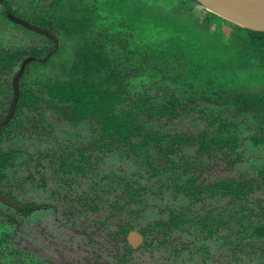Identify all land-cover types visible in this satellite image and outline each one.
Returning a JSON list of instances; mask_svg holds the SVG:
<instances>
[{
    "label": "rangeland",
    "instance_id": "rangeland-1",
    "mask_svg": "<svg viewBox=\"0 0 264 264\" xmlns=\"http://www.w3.org/2000/svg\"><path fill=\"white\" fill-rule=\"evenodd\" d=\"M0 1V12L6 6L31 22L47 24L62 49L46 68L28 66L21 89L37 93L41 100L20 108L0 141V153L9 156L3 170L5 190L38 208L25 215L0 205V264H57L59 256L64 264H77L76 256H86L90 263L99 257L120 215L128 214L138 229L171 210L205 215L219 205L217 198L188 199L177 191L179 186H189L192 175L196 184L248 176L264 164V143L253 145L264 136V52L236 42L230 35L232 21L194 0ZM85 45L107 57L108 70L126 75L129 97L141 95L149 105L170 104L178 115L160 125L149 123L151 131L159 129L172 138L162 141L160 159L144 149L103 151L104 140H98L90 120L71 123L47 107L49 84L68 80L71 72L78 77L81 58L88 53ZM53 48L44 36L0 17V51L17 53L22 60L35 50L44 57ZM10 80L11 75L0 76L5 88L0 90V117L8 104ZM219 130V143L230 135L237 138L235 153L204 156L205 170L196 161V145L174 140ZM171 146L175 152H168ZM22 163L24 181L18 184ZM109 183L110 200L122 208L114 210L112 219L106 218L105 205L97 211L83 205L77 213L78 197L106 199ZM253 197L264 202V187ZM156 254L144 252L145 264H169L158 261Z\"/></svg>",
    "mask_w": 264,
    "mask_h": 264
},
{
    "label": "flooded vegetation",
    "instance_id": "flooded-vegetation-1",
    "mask_svg": "<svg viewBox=\"0 0 264 264\" xmlns=\"http://www.w3.org/2000/svg\"><path fill=\"white\" fill-rule=\"evenodd\" d=\"M0 5H1V1H0ZM4 7H6V6H4ZM3 8H2V11H3ZM6 8H9V7H6ZM11 10H13V9H11ZM13 12L14 13H11L8 10H6V12H5L6 17L8 18V14H11L17 18H20V19L27 21L28 23H30L36 27H39L41 29H44V30L50 32L56 38L57 43H55L51 38H49L43 34L33 32V31L26 29L25 27H23L17 23L12 22L8 18L9 21L13 24V26L15 25V27H21V28L28 30L30 32L44 36L48 41H50L53 44L54 48H53V50H51V52H49L44 57H41L40 54L37 57L31 54L30 56H27V57L23 58L22 60H19L18 61L19 64L18 63L16 64L18 66H17L15 72L13 69V71L11 73H9V75H11V80L9 82V88H8V91L10 92V96H9L8 104H7L6 109H5V114H3L0 117V120L6 116L8 109H9V106H10V103H11L12 79H13L14 75L18 72L20 65L24 59H26L28 57L35 58V60L29 61L25 65L24 71L19 78V81H18V89H19L18 100H17V103H16L12 117L0 129V141H2L4 139L5 134H6V130L13 123L15 118L17 117L18 110L22 107H30L32 105H35V104L39 103V101L41 100V97H39V95L37 93L32 92V91H30V92L37 95L36 98H30L28 103H26V104H24L25 102L21 101V99H20V93L22 91L23 92L29 91V90H22L21 89L22 76L24 75L25 71L28 69V66L31 63H34V65H35L36 63L44 62L50 56L56 55L58 52H61V50H62L61 47L58 50L59 38L49 28L42 27V26L36 24L35 22L29 21L19 12H16L14 10H13ZM232 26L233 25L231 24L230 25V28H231L230 35H232ZM3 51H7V50H3ZM15 66H14V68H15ZM106 68L107 69H104V70L107 71L109 69V66H107ZM122 75L124 77L123 84L125 85L126 75L123 74V72H122ZM0 76L4 77L7 75H1L0 74ZM54 83H58V82H54ZM54 83H51V84H54ZM125 87H126V85H125ZM46 93H47V90H46ZM47 97L48 98L45 100L47 107L52 109L54 113L61 115L62 119L67 120L68 122H71V123H75V124H79V123H82L84 121L90 120L92 122V124H94L97 127V130L99 133L98 140L100 142H101V140H104V143L102 144V147H103L102 150L103 151H111V150H115L118 148H125L126 152L135 153L138 149H144L148 154L150 152H153L152 157H155V158L160 159V157L163 155L162 154L164 151V149L162 148L163 143H162V145H158L156 143H150L147 146L139 147L137 150H135V152L130 151L128 146L125 144H122V143L110 146L109 145V139L107 137L101 135L99 125L97 123H95L96 121L91 116H87L84 119L75 120V118L72 115V112L68 108L69 104H63L60 106H59V104H57L60 107V109L63 111V112H57L50 105L51 99L49 98L48 94H47ZM128 97H129V93H128ZM140 97H143V96L139 95L137 98H140ZM129 98L132 101H134L136 99V98H131V97H129ZM20 101H21V103H20ZM53 101H56V100H53ZM53 103L56 105L55 102H53ZM164 104H167V103H164ZM152 105H158V104H152ZM168 106L170 109V104ZM121 107L122 106H120L119 109ZM170 110L172 112H174V110H172V109H170ZM173 114H174V117L178 116L177 114H175V112ZM172 117H173V115H170L169 117L167 116V117L161 118V121L163 119H170ZM151 120L154 121V119L152 118V119H149L148 122L146 123L149 131L151 130V125L149 124ZM158 124L159 125L163 124V122H160ZM222 128H225L226 131L228 129L226 124H223ZM158 132L160 133L161 136H165V138L172 139L169 136V134H162L159 129H158ZM206 133L207 132L204 131L203 134L198 135V136H202V137L205 136L206 139H209L210 136L215 137V139H217V144H215V146H217V148H218L217 151L215 150L214 145H212L210 147V149H207L206 151H198V145L197 144L190 143V142L187 143L186 141L184 142V144H191L190 146L196 145L195 146L196 147V153H197L196 161H200L199 164L203 165L204 170L207 169L206 167H208V166H206L205 163H203V157L204 156H206V157L214 156L216 158L219 156L220 157L221 156L226 157L227 155H225V154L222 155L220 152L225 151L228 147V145H224L223 143H219L220 130L215 132L212 135H209ZM198 136H196V137H198ZM230 136H233L235 138V148H236L237 147V145H236L237 138L234 135H230ZM187 137H189V136H187ZM136 141H139V139H137ZM132 142H134V141H132ZM262 143H264V136H262L258 140H255V139L253 140V145H259ZM220 145H223L226 148H222ZM168 152H175V150H173V147L171 146V148H169ZM168 152H166V153H168ZM234 153H235V149H234V152H232L230 154V156H232ZM54 155H55V153L51 154L52 157H54ZM8 157L9 156L7 154L4 155V154L0 153V158H2V167L0 168V194L6 196L10 201L15 203L20 209H17V208H14L12 206H9L7 204H4L1 201H0V205L6 209H10V210L15 211L17 213H22L25 215L31 214L38 209L37 206H34L33 204L24 205L20 201H18L11 194V192L5 190V184L3 183V178H4L3 170L5 168V163L8 161ZM196 161L194 163L192 162L190 164L189 170L192 169V167H195ZM22 165H23V163L20 164L17 168L19 170V172H18L19 176L17 178L18 184H21L24 181L22 179V176H21V175H23V171H24V168L22 167ZM61 167H62V165L59 166V168H61ZM166 167H167V164L165 166V163H164V165H162V169L164 170ZM262 167H264V164H262V166L260 168H258V170H256L257 172L254 171L251 175H248V176L239 174L236 177L216 180V181L209 183V184H205L204 182H200V183L196 184L197 181H195L194 175H192L193 181L188 182L189 186H187V184H185L183 186H179V189L177 191L183 197H188V199L198 197L200 201L202 199L204 200L207 198L215 197V198H217V202L219 203V205L216 206L215 209L208 210V212L205 215L203 213H201L200 215H195V213L192 212L189 216L186 215L184 212L175 213L173 210H171V211L167 212V214H166V216H164V218L154 221L150 226H148L144 229H138L135 225H133V223H131V221H130V216H128V214L124 215V216L120 215L121 217H119V219L115 223L114 230L108 233V240L101 247V249H100L101 253H100L99 257L94 258V260L89 263L88 258L86 256H80V257L76 256L77 264H145L146 263V257L144 256V252H156L157 253L156 259L158 261H160L161 263L167 262L169 264H190V263L191 264H264V262H261L259 259H257L262 254V252L259 250L253 249V247L255 248L258 245H262L263 240H257V239L251 240L250 239L251 237L248 236V233L245 235L242 234V236L238 237L237 232L239 230H241V227L235 223V219L240 218L242 213L241 214H235V212L237 210V206L234 203H230L231 198L229 195L228 196H221L220 191L217 189H214L213 191H211V186L214 185L215 183L220 182V181H228V183H231V182H239L241 180H244V181L250 180L251 184H252V190L246 196L247 201L249 199V202H247V204L251 206V205H254L255 203H257L259 206L264 208V202L260 199L253 197L255 190L261 189L264 187V174H262L261 176L258 175L260 170L262 169ZM156 170H158L157 167H156ZM109 185L110 186H108V184H106V187H105L106 188L105 193H106V195H108L106 197V199H104V198L98 199V196H96V195L92 196V197H78L77 198V204H76V209L78 210L77 213L80 212V208L83 205H88V208L92 211H97L100 208V206L105 205V210H107L106 218L112 219L114 216V210L116 213V211H118L122 208H119L118 201L110 200V196H109L110 192L109 191L111 190L112 186L110 183H109ZM200 186H202V189H200ZM192 187L196 188L195 190L192 191V193H194L193 195L189 193V191L191 190ZM127 191H128V193H130L132 195L133 192H130V188L127 187ZM132 198H133L132 196H128L127 199L130 200ZM244 213H247V211H244ZM124 214H126V213H124ZM221 215L225 218V221H229V226H224V230H222V231L220 229V226L217 225V222H218L219 218L221 217ZM234 216H236V217H234ZM244 221L241 220V222H244ZM20 235H21V232H19V234L16 237H20ZM76 238H77V236H76ZM85 239L86 238H84V240ZM238 241H240V242H238ZM209 244L216 245L217 248L209 247ZM237 247H240L241 252H238L236 250ZM76 254L77 253H75L73 255L74 260H75ZM56 255L59 256L57 252H56ZM184 256H187L186 261H183ZM58 258H60V259H59V263H57V264H64L65 263V259L63 257L59 256ZM73 263H75V261Z\"/></svg>",
    "mask_w": 264,
    "mask_h": 264
},
{
    "label": "trees",
    "instance_id": "trees-1",
    "mask_svg": "<svg viewBox=\"0 0 264 264\" xmlns=\"http://www.w3.org/2000/svg\"><path fill=\"white\" fill-rule=\"evenodd\" d=\"M6 10L14 13L10 8L4 7L3 11L0 12V17L5 23L13 25L6 17ZM39 25L47 27V24L39 23ZM232 37L242 45H249L251 48L264 52V32L251 31L233 25ZM85 47L88 53L81 58V69H78L75 73L78 77H75L74 73L71 72L68 80L50 84L47 87V94L51 99L50 105L57 112H63L59 106L69 104L68 108L75 120L91 116L96 121L95 123L99 125L101 135L109 139L110 146L122 143L127 145L130 151L135 152L139 147L147 146L150 143L162 145L165 136H161L158 130L149 131L146 123L152 118L155 122L160 123L161 118L174 116V112L169 109V104L149 105L148 99L143 97L132 101L128 97V91L123 84L122 72L113 68L102 75L101 71L109 66L107 58L100 52H95L92 47L88 48L86 45ZM31 54L37 57L40 52L35 50ZM20 58L21 56L17 53L2 50L0 52V74L9 75ZM53 59H55V55L50 56L44 62L36 63L35 66L46 68L52 63ZM0 90H5L3 85H0ZM36 97L37 95L30 91L20 93V99L25 102L24 104L28 103L30 98ZM120 106L122 107L119 109ZM137 139L139 141H136ZM174 140L181 144L185 141L195 143L198 145V151H206L212 145L217 144V139L213 136H210L209 139H206L205 136H189L185 140L180 136H175ZM223 144L228 145V147L225 151L220 152L222 155L234 152L235 138L233 136H228ZM1 167L2 158H0ZM262 174H264V167L258 175L261 176ZM195 189V187H192L189 193L193 195L192 191ZM200 189H202V186H200ZM214 189L219 190L221 196H230V203L237 206L235 214L242 213L240 218L235 219V223L241 227V230L237 232L238 237L248 233L251 240H263L262 245L253 247V249L262 252L257 259L264 262V208L257 203L251 206L247 204L249 199L247 201L246 196L252 190L251 181L241 180L231 183L220 181L211 186V191ZM244 211H247V213H244ZM241 220L245 221L241 222ZM217 225L220 226L222 231L224 226H229V221H225V218L221 215ZM236 250L241 252L240 247H237Z\"/></svg>",
    "mask_w": 264,
    "mask_h": 264
},
{
    "label": "bare ground",
    "instance_id": "bare-ground-1",
    "mask_svg": "<svg viewBox=\"0 0 264 264\" xmlns=\"http://www.w3.org/2000/svg\"><path fill=\"white\" fill-rule=\"evenodd\" d=\"M201 5L223 18L251 28L264 29V7L260 0H198Z\"/></svg>",
    "mask_w": 264,
    "mask_h": 264
},
{
    "label": "water",
    "instance_id": "water-1",
    "mask_svg": "<svg viewBox=\"0 0 264 264\" xmlns=\"http://www.w3.org/2000/svg\"><path fill=\"white\" fill-rule=\"evenodd\" d=\"M194 1L197 2V3H200L198 0H194ZM260 3L264 7V0H260ZM8 18L12 22L17 23V24H19V25H21V26L25 27L26 29H29V30H31L33 32L43 34V35L51 38L55 43H57L56 38L50 32H48V31H46L44 29H41L39 27H36V26L28 23L27 21H25L23 19H20V18H17L15 16L11 15V14H8ZM233 24H235V23H233ZM235 25L243 27L244 29H248V30H251V31L264 32V29H260V28H251V27H246V26H242V25H239V24H235ZM33 60H35V58H33V57H28V58L24 59L23 62L21 63V65H20V68H19L18 72L14 75V77L12 79V99H11V103H10V106H9V109H8V112H7L6 116L3 119L0 120V129L7 121H9V119L13 115V112H14V109H15V106H16V103H17V100H18V93H19L18 81H19V78H20V76L22 75V73L24 71L25 65L29 61H33ZM0 201L2 203H4V204H7V205L12 206V207L17 208V209H20L15 203H13L6 196L1 195V194H0Z\"/></svg>",
    "mask_w": 264,
    "mask_h": 264
}]
</instances>
